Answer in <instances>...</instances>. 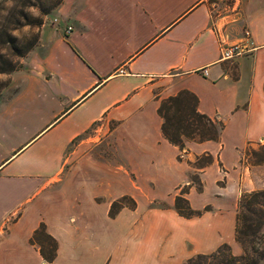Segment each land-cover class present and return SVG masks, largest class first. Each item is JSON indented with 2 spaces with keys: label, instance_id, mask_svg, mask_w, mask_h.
<instances>
[{
  "label": "crops",
  "instance_id": "0c3cea01",
  "mask_svg": "<svg viewBox=\"0 0 264 264\" xmlns=\"http://www.w3.org/2000/svg\"><path fill=\"white\" fill-rule=\"evenodd\" d=\"M244 29L248 50L222 58ZM37 33L0 92V140L34 125L0 162L9 159L4 177L32 188L0 210V264H183L221 244L238 254L237 200L261 189L252 179L264 175V161L242 159L246 145L264 140V0L222 10L206 0H62ZM183 89L221 128L216 140H185L179 150L161 134L156 108ZM100 129L105 148L86 150ZM205 153L211 162L198 169L196 190L189 162ZM74 157L82 164H68ZM182 187L198 215L175 211ZM64 191L101 203L102 214L80 202L70 214L56 200ZM123 196L133 207L109 215ZM40 223L56 242L50 262L29 242Z\"/></svg>",
  "mask_w": 264,
  "mask_h": 264
},
{
  "label": "trees",
  "instance_id": "16d2710c",
  "mask_svg": "<svg viewBox=\"0 0 264 264\" xmlns=\"http://www.w3.org/2000/svg\"><path fill=\"white\" fill-rule=\"evenodd\" d=\"M62 0H0V74H9L20 67V59L36 44L37 29L43 22V16L58 6ZM35 29L31 32V29ZM6 83L0 82V90ZM196 97L188 90L159 100L156 113L161 118L160 131L171 144L183 148L185 140H216L221 124L199 113L196 108ZM203 160L195 158L189 162L195 170L190 175V184L196 190L201 189V182L196 169L205 167L211 162V156L202 155ZM264 157L254 163L263 162ZM186 187H182L174 197L173 206L178 215L189 218L200 213L192 209L184 197ZM124 200L129 201L125 204ZM133 201L125 196L110 203L108 214L113 215L121 206L133 207ZM264 207V189L242 192L237 200L235 214L234 240L241 248V253L233 255L227 244L219 245L208 254H196L186 260V264H257L263 252L260 250L256 235L263 223L258 213ZM206 209V207L204 208ZM29 242L35 244L45 262L55 256L56 242L45 231L40 223L32 232ZM215 261V262H214ZM214 262V263H213Z\"/></svg>",
  "mask_w": 264,
  "mask_h": 264
},
{
  "label": "rangeland",
  "instance_id": "374dc122",
  "mask_svg": "<svg viewBox=\"0 0 264 264\" xmlns=\"http://www.w3.org/2000/svg\"><path fill=\"white\" fill-rule=\"evenodd\" d=\"M235 0H206V3L209 7L216 8L218 10H222L224 7L231 6L234 3ZM35 29H31V32H34ZM8 74H0V82L6 83L8 82ZM5 84V85H6ZM3 90V88L0 90V92ZM34 127V125H30L28 130L25 132L20 133L19 135L15 137H11L9 139H2L0 140V162L7 157L15 147L19 146L21 143L25 141V138L28 136V133L30 130ZM107 130L106 129H100L96 131L95 135L90 139L89 141L84 143V148L86 150L88 149H94L98 152H101L105 148V140H106ZM32 141V140H31ZM30 141V142H31ZM30 142L25 144L21 149L25 148ZM103 148V149H102ZM20 151V150H19ZM16 154V153H15ZM104 157L106 159L109 158V155L107 152L104 153ZM203 155V154H202ZM200 155L196 158H200V160H203L204 157ZM264 157V140L256 142L254 144L246 145L243 150L242 159L246 163L250 164H256L254 163L257 161V159H261ZM9 160V159H8ZM8 160L3 162L0 165V168L2 165H4ZM194 161V160H193ZM261 162H258L257 164H260ZM68 164H82V161L76 160V157L71 158V160L68 162ZM194 170V169H193ZM198 169H196V172ZM254 179L257 180L254 182ZM89 185L93 182V178H89ZM253 184L258 182V185H260L262 188L258 190H263L264 188V175L262 173L258 174V179L253 178L252 179ZM92 187V186H90ZM54 188V187H53ZM32 191V188L30 186H23L18 185V182L16 180H12L9 178L4 177L3 171H0V210H7L12 209L16 205H18V202L23 200L24 198L28 197ZM257 191V190H253ZM250 192V191H249ZM41 195H38L33 201L30 203L25 201L22 203V207L26 210L29 206L34 204ZM87 196L77 195L76 191L73 192V194L69 191L61 192L60 195L56 196V200L60 201H66L68 202V210L70 214L75 215L78 213L79 202L80 204H83L86 209L89 210V212L95 214V215H101L103 212V205L101 203L96 204L95 206L91 205L87 199ZM125 204H129V201L124 200ZM21 205V204H20ZM261 211L258 213L260 216H262L263 223L260 226V230L256 235L255 241L259 240L260 242V250L263 252V255L261 258L258 259L257 264H264V207L260 206ZM229 247V246H228ZM229 252L233 255H238L241 253V250L238 254H234L230 247L228 248ZM241 249V248H240ZM215 262V261H214ZM213 262V263H214ZM186 264V261L183 263Z\"/></svg>",
  "mask_w": 264,
  "mask_h": 264
},
{
  "label": "built area",
  "instance_id": "2783aa9c",
  "mask_svg": "<svg viewBox=\"0 0 264 264\" xmlns=\"http://www.w3.org/2000/svg\"><path fill=\"white\" fill-rule=\"evenodd\" d=\"M249 35H250L249 31L247 29H244L243 30L244 41L222 47L221 48V57L222 58H230L234 55L246 52L248 50L247 49L248 45L251 43L249 40V37H250Z\"/></svg>",
  "mask_w": 264,
  "mask_h": 264
}]
</instances>
